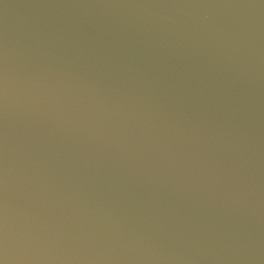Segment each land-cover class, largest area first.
<instances>
[{
    "label": "water",
    "instance_id": "95a60500",
    "mask_svg": "<svg viewBox=\"0 0 264 264\" xmlns=\"http://www.w3.org/2000/svg\"><path fill=\"white\" fill-rule=\"evenodd\" d=\"M0 264H264V0H0Z\"/></svg>",
    "mask_w": 264,
    "mask_h": 264
}]
</instances>
